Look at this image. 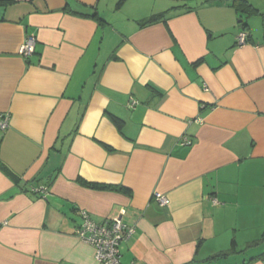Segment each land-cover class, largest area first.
<instances>
[{
	"label": "crops",
	"instance_id": "0c3cea01",
	"mask_svg": "<svg viewBox=\"0 0 264 264\" xmlns=\"http://www.w3.org/2000/svg\"><path fill=\"white\" fill-rule=\"evenodd\" d=\"M231 1L0 0V264H94L80 209L121 264H264L214 257L264 231V0Z\"/></svg>",
	"mask_w": 264,
	"mask_h": 264
},
{
	"label": "built area",
	"instance_id": "2783aa9c",
	"mask_svg": "<svg viewBox=\"0 0 264 264\" xmlns=\"http://www.w3.org/2000/svg\"><path fill=\"white\" fill-rule=\"evenodd\" d=\"M247 33L242 31L237 36L239 43L245 42ZM35 39L27 36L20 47V54L27 58L34 51ZM139 103L135 98H130L128 107H135ZM9 116L0 114V130L8 127ZM185 143H189L184 139ZM44 191L45 187L35 189ZM153 198L161 206L167 205L168 198L159 191L153 193ZM80 222L75 231L76 236L83 242L89 244L94 251V264H121L120 260V242L126 240L133 232L134 227L122 221L120 216H113L103 221L94 220L86 210L80 209Z\"/></svg>",
	"mask_w": 264,
	"mask_h": 264
},
{
	"label": "trees",
	"instance_id": "16d2710c",
	"mask_svg": "<svg viewBox=\"0 0 264 264\" xmlns=\"http://www.w3.org/2000/svg\"><path fill=\"white\" fill-rule=\"evenodd\" d=\"M232 6L238 11V12H249V9H251V5L247 2V0H232L231 1ZM92 16H95L92 15ZM157 19V17H150L148 20H146L144 23L142 24H146L152 21H155ZM242 25V27L245 28L244 23H240ZM198 62V61H197ZM77 182L83 186L86 187H91V188H97V189H112L115 187H112L110 185H106V184H101V183H93V182H88L80 177L77 178ZM36 192V190H34ZM259 244H263L264 245V231L262 232V234L260 235V237H258L257 239H255L254 241H251L250 243H248L245 247L246 248H250L253 246H257ZM240 251H244V250H240ZM237 245L234 239L231 240V244L230 247L225 250V251H221L217 254L214 255V257H226L228 255H231L232 253H237ZM262 256H264V252L261 254ZM260 255V256H261ZM253 258H249L248 260L250 261Z\"/></svg>",
	"mask_w": 264,
	"mask_h": 264
},
{
	"label": "rangeland",
	"instance_id": "374dc122",
	"mask_svg": "<svg viewBox=\"0 0 264 264\" xmlns=\"http://www.w3.org/2000/svg\"><path fill=\"white\" fill-rule=\"evenodd\" d=\"M240 248L243 247V246H239ZM263 244H259L257 246H253V247H250V248H246L244 251H240L238 250L237 253H232L231 255H228L227 259L229 260H233L234 258H239L240 260L242 259H248L249 257L251 256H254L258 253H260L263 249Z\"/></svg>",
	"mask_w": 264,
	"mask_h": 264
}]
</instances>
